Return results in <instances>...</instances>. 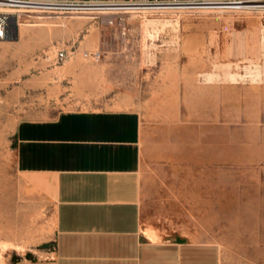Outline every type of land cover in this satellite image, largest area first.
Instances as JSON below:
<instances>
[{
    "label": "rangeland",
    "instance_id": "rangeland-1",
    "mask_svg": "<svg viewBox=\"0 0 264 264\" xmlns=\"http://www.w3.org/2000/svg\"><path fill=\"white\" fill-rule=\"evenodd\" d=\"M14 19L0 40V264L43 259L54 243V205L21 189L19 123L131 107L155 126L142 231L217 241L222 264H264V8L146 11L123 26L106 14ZM61 49L75 55L61 61Z\"/></svg>",
    "mask_w": 264,
    "mask_h": 264
},
{
    "label": "crops",
    "instance_id": "crops-1",
    "mask_svg": "<svg viewBox=\"0 0 264 264\" xmlns=\"http://www.w3.org/2000/svg\"><path fill=\"white\" fill-rule=\"evenodd\" d=\"M145 109H62L17 126L21 189L54 205L55 232L43 259L18 264H222L214 240L142 231L154 192L155 126ZM180 114V113H179ZM162 238V240H161Z\"/></svg>",
    "mask_w": 264,
    "mask_h": 264
},
{
    "label": "built area",
    "instance_id": "built-area-1",
    "mask_svg": "<svg viewBox=\"0 0 264 264\" xmlns=\"http://www.w3.org/2000/svg\"><path fill=\"white\" fill-rule=\"evenodd\" d=\"M259 9L264 8V0H0V40L12 37L11 27L16 16L24 12H65L87 14L98 17L108 16L110 24L123 26L126 17L134 13L164 9ZM16 9L15 13L9 10ZM19 21H16V26ZM15 27V24H14ZM125 28V27H124ZM126 34V32H123ZM75 51L61 49L57 57L68 60ZM99 58L100 52L93 53Z\"/></svg>",
    "mask_w": 264,
    "mask_h": 264
},
{
    "label": "bare ground",
    "instance_id": "bare-ground-1",
    "mask_svg": "<svg viewBox=\"0 0 264 264\" xmlns=\"http://www.w3.org/2000/svg\"><path fill=\"white\" fill-rule=\"evenodd\" d=\"M11 13H15L17 10L16 9H11L9 10ZM154 20H148V22H146V30L149 28V24L153 23ZM19 25H20V28L18 29V35L19 37L21 36V33L23 31V29L21 28V25H22V22L19 21ZM143 26V25H142ZM49 33H52L53 32V28L52 27H49L48 29ZM150 33V32H149ZM145 234L152 240H159L160 238V234L155 230V229H152V228H148V229H145ZM165 236V235H164ZM162 240V238H161ZM16 244V243H14ZM13 244V246H14ZM17 246V245H16ZM21 246V245H20Z\"/></svg>",
    "mask_w": 264,
    "mask_h": 264
}]
</instances>
